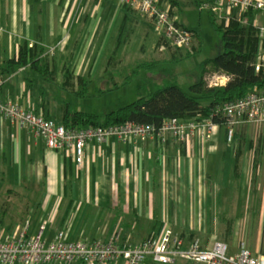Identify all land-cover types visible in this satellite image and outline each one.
<instances>
[{
  "label": "crops",
  "instance_id": "crops-1",
  "mask_svg": "<svg viewBox=\"0 0 264 264\" xmlns=\"http://www.w3.org/2000/svg\"><path fill=\"white\" fill-rule=\"evenodd\" d=\"M158 1L163 6L170 3L174 18L188 27L176 17L181 10L180 0ZM191 1L197 6L195 0ZM208 1L202 0L201 8L210 12L213 9L204 7ZM252 11L253 24L258 28L264 24V14L257 9ZM132 12L140 14L130 6H122L119 0H0V76L7 81L9 95L23 107L61 121L64 105L70 103L72 108L69 100L78 96L79 77L88 74L91 93L94 75L105 58L109 39L116 36L119 25L134 24V18L130 17ZM213 13L218 21L225 20L226 23L230 20L246 23L248 18V13L240 10L223 17ZM152 28L171 56V48L156 33L153 23ZM140 29L146 28L142 25ZM98 43L100 46L94 49ZM22 45H27L34 57L47 55L51 63L55 57L49 53L57 48L62 58L57 64V79L47 80L29 67H9L10 61L18 59ZM95 50L98 54L94 66L85 67L90 53ZM258 54H264V39L259 38ZM70 55L77 64L74 67L70 61L73 87L63 88L64 63ZM96 89L100 90L97 94H102L99 84ZM242 126L247 125L237 126L236 131ZM227 135L228 132L226 134L223 128L217 127L211 138L200 130L188 142L170 139L163 143L157 135L146 141L131 138L128 142L110 137L105 143L89 142L85 163L78 169L66 152L49 149L45 139L17 122L0 117V201L5 198L7 204L10 203L0 209V231L13 228L14 223L7 225L8 218L24 219V211L13 204L14 196L24 188L35 197L44 189V202L38 197L37 202L36 199L28 200L31 205L35 204L38 215L25 222L39 221V228L45 225V235L50 239L56 231L64 230L75 239L104 240L118 228H123L125 239L136 236L144 240L159 234L165 225L175 229L170 218L179 213L207 218L212 212V203L223 201L220 189L213 190L212 186H219V182H214L215 172L221 170L223 178L231 164L228 161L232 151L229 146H221L228 140ZM244 154V149L238 148L233 165L242 188L248 179H254L256 185L259 176L264 180L262 161L250 162L248 158L245 160ZM34 187L36 189L32 191ZM231 225L232 231L230 226L222 238L233 236L234 223ZM178 232L188 237L184 231ZM187 239H194L193 234ZM242 241L252 247L244 237L238 242H228L231 252H237ZM110 264L125 262L119 260Z\"/></svg>",
  "mask_w": 264,
  "mask_h": 264
},
{
  "label": "built area",
  "instance_id": "built-area-1",
  "mask_svg": "<svg viewBox=\"0 0 264 264\" xmlns=\"http://www.w3.org/2000/svg\"><path fill=\"white\" fill-rule=\"evenodd\" d=\"M122 6H130L153 22L156 33L161 35L169 48L192 49L196 35L182 25L171 12V4L163 6L158 0H119ZM204 7L213 9L220 17L234 10L257 9L264 14V0H210ZM259 38L264 39V24L258 26ZM256 73H264V54L255 61ZM230 80L226 74L209 72L205 81L209 87L225 86ZM226 119L228 140L232 141L237 126L264 125V88L248 92L243 97L227 102L217 108ZM0 117L17 122L22 127L46 140L49 149L64 151L70 155L75 166L81 169L85 163V149L89 142L105 143L110 137L128 142L131 138L146 141L156 135L167 143L170 139L188 142L198 131L203 130L211 138L220 125L211 120L200 123L194 119L182 120L173 117L157 129L146 123L128 121L116 126H89L67 128L61 121L50 119L43 112L29 110L9 95L7 81L0 76ZM31 220L23 230L12 237L0 234V264H110L124 260L125 264H173L178 259L196 264H264V253H255L242 241L233 253L230 244L218 240L205 245L195 239L174 232L165 225L157 235L144 240L136 236L125 239L123 228H118L104 240H81L67 231L58 230L50 239L45 235V225L39 232L30 231Z\"/></svg>",
  "mask_w": 264,
  "mask_h": 264
},
{
  "label": "rangeland",
  "instance_id": "rangeland-1",
  "mask_svg": "<svg viewBox=\"0 0 264 264\" xmlns=\"http://www.w3.org/2000/svg\"><path fill=\"white\" fill-rule=\"evenodd\" d=\"M180 5L181 10L176 17L188 25L189 29L199 34L195 38L192 49L171 48L173 49H170L172 55L169 56L166 48L162 47L164 42L160 41L152 31V20L132 12L130 17L134 18V24L119 25L116 36L113 35L109 39L105 58L99 63V71L94 75L95 82L91 87V93L88 96L78 95L70 99L72 108L104 116L106 113L117 110L141 97L150 96L159 88L178 84L188 90L192 84L197 83L201 78L204 62L214 58L223 50L221 35L212 24L207 9H199L191 0H180ZM144 18L146 20H143ZM120 21H122V17H120ZM142 25L146 29H140ZM100 44H96L93 48L96 49V46H100ZM54 49L49 55L55 57L58 64L62 58L59 56L58 49ZM97 54L98 50L90 53L85 67L94 66ZM68 58L70 61L72 60L71 55ZM72 63L74 67L77 66L74 59ZM209 72L212 71L209 70ZM98 84L102 94H97L100 91L96 89ZM221 146H229L232 151L228 161L231 164L225 170L226 176L223 177L224 179L222 178L221 170L215 172L214 182H219V186H212L213 190L220 189L223 201L216 200L212 203V212L207 218H203L199 214L187 216L186 212L175 215V218H170V221L175 223V229H172L177 234H180L178 230L184 231L188 237L193 234L195 240L206 245H211L218 240L233 243L247 237L252 246L251 249L255 253H264V180L259 176L258 185H256L254 179H248L242 188L233 171L238 148L244 149L245 160L248 158L252 162L258 159L260 163L262 161L261 166H264V125L242 126L237 129L232 141L225 140ZM35 189L36 187L32 191ZM29 194L24 188L23 192L14 196L13 204L17 209L20 208L22 212L24 211V219L8 218L7 225L12 222L14 223L13 228H7L6 232L0 231L1 235L3 233L5 237L15 236L23 230L26 219L36 218L37 208L35 204L31 205L28 200L36 199L37 202L38 197L40 201L44 202L46 193L42 189L36 197ZM9 204L5 198H2L0 209H5ZM32 221L31 231L38 229L33 232L35 234L41 227H37L39 221ZM232 222L235 229L233 236L222 238L223 233L230 230ZM175 264L196 263L178 259Z\"/></svg>",
  "mask_w": 264,
  "mask_h": 264
},
{
  "label": "trees",
  "instance_id": "trees-1",
  "mask_svg": "<svg viewBox=\"0 0 264 264\" xmlns=\"http://www.w3.org/2000/svg\"><path fill=\"white\" fill-rule=\"evenodd\" d=\"M200 9L202 0H195ZM247 14L246 23L239 20L218 21L213 11L209 17L217 32L221 35L223 50L214 58L204 62L200 80L188 90L178 84L159 88L150 96L141 97L117 110L99 116L83 110H73L70 103L64 105L61 123L67 128H86L89 126H116L128 121L152 124L159 129L166 120L178 117L182 120L194 119L200 123L211 120L220 125L227 134L225 117L217 108L227 102L243 97L251 90L264 88V73H256L255 61L259 50V30L253 24V11ZM196 36L199 34L192 30ZM29 67L47 80L57 79V63H51L47 55L34 57L27 45H22L18 59L12 60L9 67ZM211 70L230 77L225 86L209 87L205 74ZM74 74L67 58L62 73V87H73ZM77 95L87 96L90 81L87 76L79 77ZM239 162L236 164L238 170ZM233 225H231V230Z\"/></svg>",
  "mask_w": 264,
  "mask_h": 264
}]
</instances>
